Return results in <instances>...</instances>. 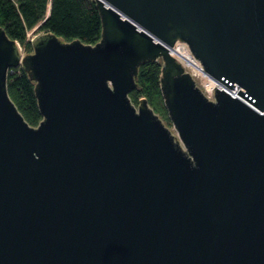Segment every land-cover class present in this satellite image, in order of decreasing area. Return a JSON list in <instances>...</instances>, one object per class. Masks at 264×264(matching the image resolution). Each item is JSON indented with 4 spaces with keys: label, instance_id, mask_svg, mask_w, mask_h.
<instances>
[{
    "label": "water",
    "instance_id": "obj_1",
    "mask_svg": "<svg viewBox=\"0 0 264 264\" xmlns=\"http://www.w3.org/2000/svg\"><path fill=\"white\" fill-rule=\"evenodd\" d=\"M96 5V45L32 41L37 127L9 95L23 54L0 26V264H264V0ZM178 41L237 97L207 99ZM160 60L178 139L130 98Z\"/></svg>",
    "mask_w": 264,
    "mask_h": 264
},
{
    "label": "trees",
    "instance_id": "obj_2",
    "mask_svg": "<svg viewBox=\"0 0 264 264\" xmlns=\"http://www.w3.org/2000/svg\"><path fill=\"white\" fill-rule=\"evenodd\" d=\"M50 9L51 15L46 20ZM0 26L11 40L20 43L29 53L33 52L29 32L37 27L39 31L54 34L65 41L79 40L87 45H96L103 33L102 17L93 0H0ZM175 55L191 69L200 68V63L186 45L178 44ZM162 77V61L145 63L139 69L137 88L131 92L130 98L137 106L141 99H146L166 122L169 114L162 92ZM35 88L36 84L25 68L8 81L11 99L33 127L43 121Z\"/></svg>",
    "mask_w": 264,
    "mask_h": 264
},
{
    "label": "built area",
    "instance_id": "obj_3",
    "mask_svg": "<svg viewBox=\"0 0 264 264\" xmlns=\"http://www.w3.org/2000/svg\"><path fill=\"white\" fill-rule=\"evenodd\" d=\"M93 1L96 2L97 0H93ZM178 43L179 44L181 43L182 45H186L188 47V45L186 43H184V42H178ZM176 47L177 46L175 45V46L171 47L170 49L173 51V50H175ZM173 57L178 59L177 55H174ZM183 65L185 67V71L191 74V76L196 81L197 86L201 89V91L204 93V95L207 97V99H209L210 101H215V94H216V91H217L216 90V86L218 87L217 83H219L220 81H218L217 79H215L212 76H210L205 71V69H204V67L202 66L201 63H200V68L199 69H194V68L191 69V67H188L185 64H183ZM23 69H24L23 61L21 60V63H20V65L17 68H12V69L9 70V78L20 74ZM212 84H217V85L212 87Z\"/></svg>",
    "mask_w": 264,
    "mask_h": 264
},
{
    "label": "rangeland",
    "instance_id": "obj_4",
    "mask_svg": "<svg viewBox=\"0 0 264 264\" xmlns=\"http://www.w3.org/2000/svg\"><path fill=\"white\" fill-rule=\"evenodd\" d=\"M44 34V32H41L39 31V27L35 28L34 30L30 31L29 32V40L32 41L34 40L37 36H40ZM20 44V43H19ZM21 49H22V61L24 60V58H26L29 54H32L33 52H27L25 50V48H23L21 45H20ZM162 61V60H160ZM163 62V61H162ZM24 66V65H23ZM133 103V102H132ZM134 104V103H133ZM135 105V104H134ZM136 107H138L137 105H135ZM169 114V113H168ZM165 122V121H164ZM165 124L171 129V131L173 132V134L175 135V137L178 139V133L176 131V129L174 128V125L172 123V121L170 120V117L168 115V121L165 122Z\"/></svg>",
    "mask_w": 264,
    "mask_h": 264
},
{
    "label": "bare ground",
    "instance_id": "obj_5",
    "mask_svg": "<svg viewBox=\"0 0 264 264\" xmlns=\"http://www.w3.org/2000/svg\"><path fill=\"white\" fill-rule=\"evenodd\" d=\"M178 42H181V41H178ZM178 42H176V46L179 44ZM174 45V46H175ZM189 47V46H188ZM171 47L170 46H168V49H169V51L171 52V55H172V57L175 55V53H176V48H175V50H171L170 49ZM189 50H190V48H189ZM190 52H191V50H190ZM191 54H192V52H191ZM193 55V54H192ZM193 57H194V55H193ZM195 58V57H194ZM196 59V58H195ZM197 60V59H196ZM198 61V60H197ZM218 84V87L217 88H219L220 90H223V91H226V92H228V93H230L232 96H234V97H237V95H236V92L233 90V89H231L230 87H228L226 84H224L223 82H219V83H217ZM217 84H213V86H215V85H217Z\"/></svg>",
    "mask_w": 264,
    "mask_h": 264
}]
</instances>
